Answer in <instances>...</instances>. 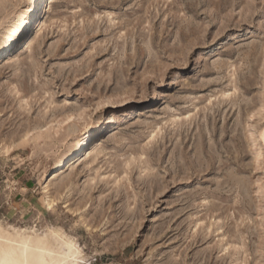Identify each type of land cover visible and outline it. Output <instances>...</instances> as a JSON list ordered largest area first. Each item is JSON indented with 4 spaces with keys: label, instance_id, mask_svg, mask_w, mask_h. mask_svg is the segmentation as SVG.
<instances>
[{
    "label": "rangeland",
    "instance_id": "1",
    "mask_svg": "<svg viewBox=\"0 0 264 264\" xmlns=\"http://www.w3.org/2000/svg\"><path fill=\"white\" fill-rule=\"evenodd\" d=\"M29 2L0 0V50ZM36 8L0 57V243L26 264L42 245L59 264H264V0Z\"/></svg>",
    "mask_w": 264,
    "mask_h": 264
},
{
    "label": "bare ground",
    "instance_id": "2",
    "mask_svg": "<svg viewBox=\"0 0 264 264\" xmlns=\"http://www.w3.org/2000/svg\"><path fill=\"white\" fill-rule=\"evenodd\" d=\"M38 2H39V0H30L28 8L26 10V15L29 17L27 22L25 23V19H24V21H23V29L17 35H15L14 37H12L10 39V41L7 44V46L3 50H0V57L5 54L4 52L7 51L8 48H9V50L7 51V54H9L13 50V48L15 47L17 42L27 34V32H28V24H29L32 16L37 13L36 5H37ZM16 50H17V48L13 51V53L11 54V57L14 55ZM0 64H1V61H0ZM80 145L81 146L79 148H83V146L85 145V142H83V140H82V144H80ZM75 159L76 158L73 159V163L75 162ZM63 162L64 161H62L61 163H63ZM61 163H59L57 165L56 172L52 173V177L53 178L58 176V173H57L58 170H60L61 168H65L67 166V164H68L67 163L66 165H64L65 163H63L61 165ZM21 243H22V241L16 242V244H21ZM22 244H24V242ZM15 247H19V245L16 246L15 243H10V244H8L6 246H3L0 243V264H26L27 256L24 257L23 251H21V250L20 251H14ZM24 250L26 252L25 248H24ZM26 254H28L30 256L29 257V262L32 263V264H59L60 263V259L59 258L50 255L49 251L47 250V245H42L41 247H39V251L35 255L33 254L31 256L29 253H26ZM70 256H74V255L72 253H70L69 255L66 256V258H68ZM46 258H48V259L46 260Z\"/></svg>",
    "mask_w": 264,
    "mask_h": 264
}]
</instances>
